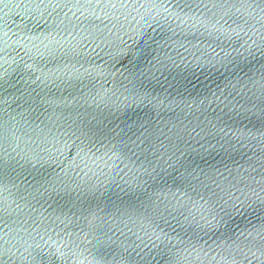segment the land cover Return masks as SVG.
Wrapping results in <instances>:
<instances>
[{"label":"water","instance_id":"1","mask_svg":"<svg viewBox=\"0 0 264 264\" xmlns=\"http://www.w3.org/2000/svg\"><path fill=\"white\" fill-rule=\"evenodd\" d=\"M0 264H264V0H0Z\"/></svg>","mask_w":264,"mask_h":264}]
</instances>
